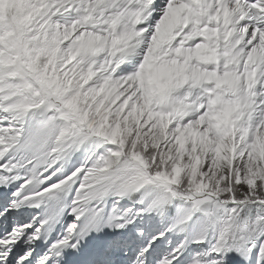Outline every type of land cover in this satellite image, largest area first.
Returning a JSON list of instances; mask_svg holds the SVG:
<instances>
[{
	"label": "snow or ice",
	"instance_id": "1",
	"mask_svg": "<svg viewBox=\"0 0 264 264\" xmlns=\"http://www.w3.org/2000/svg\"><path fill=\"white\" fill-rule=\"evenodd\" d=\"M0 264H264V0H0Z\"/></svg>",
	"mask_w": 264,
	"mask_h": 264
}]
</instances>
